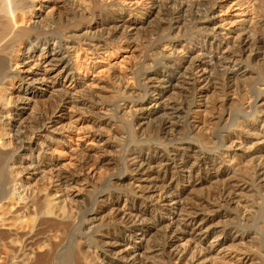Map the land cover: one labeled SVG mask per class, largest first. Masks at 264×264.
Listing matches in <instances>:
<instances>
[{
	"label": "bare ground",
	"instance_id": "bare-ground-1",
	"mask_svg": "<svg viewBox=\"0 0 264 264\" xmlns=\"http://www.w3.org/2000/svg\"><path fill=\"white\" fill-rule=\"evenodd\" d=\"M46 1L53 8L45 15L49 19L43 20L37 11L44 7L42 0H0V139H4L0 143V183L6 177L5 185L0 186V252L5 259L0 264H148L147 260L155 258L166 259L167 264H247L254 260L263 263L264 252L253 250L252 243L245 241L249 232L230 228V223L211 240L209 248H204L202 242L213 233L207 225L219 218L217 211H229L225 217L230 218L251 198L249 209L264 216V2L260 13L255 11L256 6L245 8L242 12L247 14L246 19L229 22L220 16L221 7L216 0L194 3L172 0L166 6L167 18L163 20L166 24L157 22L149 39L152 42L181 39V42L152 44L159 51L160 67L146 69L137 82V77L133 80V72L113 73L104 67L109 65L115 51L132 39L128 29L146 15L153 2ZM59 2L63 9L56 8ZM184 24L191 25L188 37L179 35ZM54 25L60 27L56 33L52 31ZM81 26L89 33L84 31V38H76L74 42L72 29ZM257 26L263 30L262 35L256 32ZM98 59L105 62L98 64ZM200 59L206 62L197 63ZM253 66L262 67V74L258 92L250 96L248 87L238 82L241 76L235 69L247 72ZM177 72L189 73L185 77L189 78V86L184 91H174L175 83L171 96L149 88L154 81L165 86L171 84V76ZM129 77L137 83L123 82V78ZM180 81H175L176 88L177 83L181 86L185 83V79ZM35 83L39 84L37 88ZM47 85L50 98L45 102L42 98L46 93L42 89ZM218 85L220 93H215ZM106 90L119 94V99L129 96H126L129 102L123 101L120 120L133 137L142 140L150 135L152 140L139 142L140 145L122 152L121 163L119 150L111 158L105 156L109 152L104 144L121 140L123 127L110 122V112L114 113L112 107L117 104L110 102L112 96L104 95ZM196 94L202 97L199 103L193 98ZM144 102L163 104L165 108L153 113L161 114L155 125L151 122L142 125L137 119L145 109ZM228 104L244 114L239 112L241 118L234 121V134L223 136L217 145L211 142L210 131L228 120L225 118L230 115ZM21 105L31 106L38 116L20 134L16 116ZM117 107L121 108L117 105L116 111ZM104 113L109 118L107 122L101 121ZM3 114L7 115L6 124ZM50 124L54 127L51 131L47 128ZM8 126L12 134L7 131ZM39 129L45 131L44 136L36 135ZM185 143L188 145L184 147ZM211 144L217 145L216 152L204 153L203 145L211 147ZM67 155L74 157L75 162L61 167L59 159ZM224 162L235 166L222 168ZM31 169L40 174L43 188L32 191L26 186L24 173ZM103 177L109 189L99 195L101 191L95 192L96 183L98 180L101 183ZM238 179L247 187H238ZM83 181L91 185L94 191L91 189L89 193L96 197L93 196V207L81 213L80 204L69 196V191H81L78 185ZM142 181L147 186H142ZM211 182L216 186L210 189L212 185H208L205 193L194 191L197 186ZM245 190L248 195H244ZM192 191L197 195L186 198ZM241 199H246L244 204ZM36 201L43 204L40 213ZM173 208L169 221L156 219L157 212L164 214ZM7 210L14 221L5 216ZM250 210L247 213L251 215ZM27 214L32 215L29 225L23 219ZM238 220L248 219L242 216ZM66 224L78 231L73 244H79V249L76 251L75 247L67 255L70 263L63 262V245L54 239L57 230ZM54 226H57L55 233L51 229ZM153 229L160 234L161 242L150 246L148 238L142 243L140 240ZM97 233L100 237L95 238ZM220 237L229 238L228 246L235 256L213 259L212 247Z\"/></svg>",
	"mask_w": 264,
	"mask_h": 264
},
{
	"label": "rangeland",
	"instance_id": "rangeland-1",
	"mask_svg": "<svg viewBox=\"0 0 264 264\" xmlns=\"http://www.w3.org/2000/svg\"><path fill=\"white\" fill-rule=\"evenodd\" d=\"M144 1H146V0H144ZM171 1L172 0H156V1H153V0L150 1L149 0V2H153V5H150L149 8H147L148 10L146 11V15L144 17H142L140 21L137 20L138 23H136V25L134 27H130L128 29V35L130 34L129 37H132V39H130L126 44H122L121 47L117 51H115V53L113 54V57H112L109 65L105 66L104 68H107L108 67L109 68V71H111V72L113 71V73L114 72L117 73L120 70H122L123 72L125 71L126 73H129V72L132 73L133 72L132 73L133 74V77H134L133 80L136 81V77H137V82L140 79V75L146 69H149V68H152L153 67L154 70H156V69L158 70V68L160 67L159 66L160 65L159 63L161 62V60H160L161 58L159 59L160 56L157 55V54H159V51H155L154 50V46L155 45H159V46L161 45V46H163L162 44H170V43L171 44H176L178 41L181 40V39H175V40H172V42L171 41H169V42L168 41H162V42L159 41L158 42V40H156L155 42H152V41H150L151 39H149L150 36H151L150 35V32L152 34V32L154 31V29L156 28L157 22H160V23H162L164 25L166 24V22L163 21V20H166V18H167V15H166L167 14V12H166L167 7L166 6L172 4ZM191 1L194 3V2H197L199 0H191ZM201 1H204V0H201ZM263 2H264V0H216L217 6H220L221 7L219 9V10H221V12H220L221 15L220 16L222 18H228V21L229 22L241 21V20L246 19L247 14H245V13L242 12L245 8H248V10H249L250 7L253 8L254 6H256L257 9H255V11H258L260 13V11L262 9L261 6H262ZM42 4H44V7L41 10H37V11H38L39 14H41V18L43 20L49 19L47 16L45 17V15H46L47 12H49V10L52 11L53 5L52 6L51 5L49 6L48 1H46V0H42ZM36 7L39 8V6H36ZM56 8L63 9L62 3L59 2L57 4V7ZM159 8L161 9L160 10L161 12H159V14H158V9ZM256 14H257V12H256ZM256 14H254L252 16H256ZM161 19H162V22H161ZM124 20L126 21V25H128V21H127L128 18L126 16L124 17ZM255 21H258V19L256 17H255ZM183 26L185 28L184 27L181 28L182 31L180 30L179 35H181V36L183 35V36H186V37L190 36L191 25H189V24L185 25L184 24ZM57 27H59V25ZM57 27H55V25H54L53 26V29L54 28L55 29L52 30V31L55 32V33H56V31L58 32L59 29H60V27H59V29ZM77 28H73L72 29L71 36H72V38L75 36L74 37L75 40L73 39L74 42L76 41V38L77 39H79V38L80 39H83L84 38V35H86V33H84V31L87 32V30H85L83 26H81L78 29ZM256 32L258 33V35H262L263 34V30L259 26L256 27ZM87 33H89V32H87ZM134 38H135V40H134ZM149 43H150V45H149ZM158 43H160V44H158ZM150 47H152V48H150ZM162 49H163V47H162ZM197 49L200 50L201 47H198ZM153 51H155V52H153ZM155 55H156V57H155ZM103 62H105L103 59H101V60L98 59V61H97L98 64H103ZM196 62L197 63L198 62L199 63L200 62L201 63H204L206 61L204 59H200V60H196ZM104 65H106V64H104ZM154 66H155V68H154ZM253 68L252 69H248L247 72H246V70L245 71H242L243 69H240V70L235 69V73L238 76H241V78L238 80V82H240V85L242 84V86L248 87L246 89H247V91H249L248 93H249L250 96L255 95L258 92V89L257 88H259V85H260L259 84L260 83V80L259 79L261 78V74H262V67H260V66L259 67L253 66ZM208 69H209V67H208ZM178 74H179V76H178ZM184 74L185 75H182L181 73H178V72L175 73V74H173L171 76V82H172L171 84L172 85L169 84V85L165 86L164 84H159L156 81H154V82H152V83L149 84V88L150 89H158V90L164 91L165 92V94H164L165 96H167V95H170L171 96V93L172 92H170V91H172L171 89H173V85H174L173 83H175L174 91L175 90H176V92L177 91L178 92L184 91V89H186L189 86V84H187L188 81H189V78L188 79L185 78L187 76L189 77V73L186 72ZM217 75L218 74L215 73V77H217ZM182 76H184V78ZM130 77L133 78L132 76H130ZM130 77H129V79H124L123 78V82H127L128 84L137 83V82H134L132 79L130 80ZM176 77H179V78H176ZM182 79H183V81L185 79V83L183 82V86H181V85H179V83H177L178 87L176 88V82L175 81H178L179 82L181 80L180 82H182ZM129 80L132 83L129 82ZM34 85H33L34 88H37L39 84L35 83ZM30 88H32V87H30ZM49 89H50V86L49 85L43 87V89H42V92L46 93V94H44V96L42 98V100H44L45 102L47 100L49 101V99H48L49 93H50L49 92ZM181 89H183V90H181ZM215 89H216L215 90L216 91L215 93H220L219 92V90H220L219 89V85H218V87L216 86ZM57 90L59 91L60 89H57ZM57 90H55L56 93H58ZM32 91H33V89L30 90V92H32ZM106 91L107 92H103V93H104L105 96H112V99H111L112 101L110 100V102L112 103V105L117 104L119 107H121L120 109H118V107H117L118 111H120V112L116 111V109H115L117 105L115 106V108L112 107L113 108L112 110L114 111V113L113 112H110V114H111L110 116L111 117L110 116L109 117L112 118V119H110L111 120L110 122L114 123L115 125L117 124V126H120V127H122L121 125H123V127L121 128L122 130H120V131H122L121 132V137H119V138H121V140L117 138V141L119 140V142H117L116 140H114V141H108V144H104L105 147L107 148V152H109L108 155L106 154L105 156H106V158H111V156H112L111 154H113V152L115 154L116 151L119 150L120 152L118 154L120 155V157H119V155H117V157H119L118 160L121 163V158H122L123 153H124L125 150L127 151L128 148L130 149V148H132L134 146L140 145L141 143L143 144L144 141L146 143V141L148 139H149L148 141H152V140H151L150 135L148 137H143L142 140L141 139H138L136 137H133L132 131H130V129L125 128L126 125L123 124L125 122H123V120H120L121 119L120 117L122 115L121 109L124 108V106L122 104L124 102H129V100H127V97H126L128 95L123 96V97H121L119 99V97H120L119 94H118V96H119L118 97V96H116V93H114V94L112 93L111 94L110 92H108V90H106ZM166 93H168V94H166ZM113 95H114V98H113ZM198 95L196 94V96L194 95V97H193L194 100H196L197 103H199L201 101V99H202V97L201 98L200 97L198 98ZM116 97H117V99H115ZM157 101L159 102V100H157ZM165 102H167V100ZM170 103H172V102L169 101V104ZM144 104H145L144 105L145 106V109L146 108L147 109L146 110L144 109L142 115L137 116V119L140 121V124H142V125H146L147 126V124H145L146 122H151L150 123L151 125H155L156 124L155 121L156 120L157 121L159 120L158 118L161 117L160 116L161 114H159V113L158 114H153V113L154 112H160V111H162L163 110L162 108H164L163 104H160V106L159 105H156L155 106L154 103H152V102H144ZM109 105H110V108H111V104L110 103H109ZM200 106L203 107L202 104H200ZM30 107L31 106H29V105H21L19 107V110L20 111L17 113V116H16L17 119H18V123L16 124V127H19L20 128V131H19L20 134L22 132H24L25 129H28L29 125L31 126L34 123V118H37V116H38V112H36V110L34 111V109L32 110ZM232 107H233V110H232ZM232 107L229 104L226 106L227 110H229L227 112L230 114L229 116H227V115L225 116V118L228 117V120L226 122L223 121L224 123L221 122L220 125L215 126L213 129H211L212 131H210V133H212V136H211V142L212 143H215L216 142V144L218 145V142H221L222 141L223 136H227L228 134L230 135V132H231V134H234V133H232L233 127L235 126V125L233 126V123H234V121L236 122V120H238L239 118H241L240 116L242 114H244V113L239 108L237 109L234 106H232ZM203 109L204 108H201V110H203ZM236 109L237 110H240V111H237ZM166 110H168V109L166 108ZM230 111L231 112L234 111V112H232L233 114ZM263 111H264V109H263ZM239 112H241L242 114H240ZM238 113L240 115H238ZM146 114H148V115H146ZM3 115H2V117H5V124H6V121L8 120L7 119V115H5V114H3ZM158 115L160 117H157ZM237 115H238V117H235ZM104 116L102 117L103 119H101V121L102 122H107L109 120V118H108L107 115H105V113H104ZM113 116L116 119H114ZM232 118H235V120L234 119L232 120ZM236 118H238V119H236ZM125 119L126 118H124V120ZM229 119H231V121ZM4 127L6 128L7 126L5 125ZM153 127H151V128L154 129ZM47 128L49 129V131H51V130H53L54 127H52V124H50V125H48ZM151 128H150V130H152ZM7 131L10 132L11 134L13 133V131L10 128V126H8V130ZM120 131H119V133H120ZM128 131H129V133H128ZM44 134H45V131L43 129L36 130V135L37 136L42 137V135L44 136ZM122 135H123V137H122ZM102 137H103V139H106V136L105 135H102ZM243 137L244 138L245 137L248 138V140H254V137H248L246 135H243ZM129 138L132 139V140L130 141ZM2 139L3 138L0 139L1 140L0 143H2L4 141V139L3 140ZM139 142H141V143H139ZM153 142H150V143H152L151 145H153ZM117 145H119V146L117 147ZM128 145H132V146H128ZM187 145L188 144L185 143V145H183V146L185 147ZM217 145L215 146V145L211 144V147H210V145H207L208 147L206 145L205 146L203 145V148H202V149H204L203 152L204 153L206 152L208 154H214L216 152V149H218L217 148ZM112 146L113 147L115 146V148L114 149L111 148ZM124 146H125L126 149L124 148ZM249 146H251V145H249ZM215 147H216V149H215ZM23 161H28V160L27 159H24ZM59 161H60L61 167H67V166H69L68 164L70 162H75V158L67 155L65 158H60ZM244 163H245V161L241 164V166H243ZM221 166H222V168L232 169L233 166H235V164L234 163H229V162H224ZM24 174H25L24 175V178H26L28 180V184H26V186L27 187H30V189L32 191L34 189H36V188L41 189V188L44 187L45 184L41 181L40 174H38L37 171H33L31 169V170L25 172ZM237 174L238 175L241 174V171H238ZM11 175L13 176V174H11ZM5 179H6V177H4V179L1 181L0 186H4L5 185V182H6ZM104 179H106V178L103 177V181H102L103 184H102V182L101 183L99 182L100 180H98L99 183L98 182L96 183V185H97L96 186V190H95L96 194H98L101 191L99 193V195H100L102 193V191L104 192V190L109 189L108 184H107V181H105ZM238 180L240 181V182H238V187H240L241 189L244 188V187H247V185L244 183V181H241V179H238ZM234 181H237V180L234 179ZM99 184H101V185H99ZM140 184L142 186L143 185L144 186H147V183L145 181L144 182L143 181L140 182ZM215 184L213 185L212 182H211V184L210 183L201 184V185L197 186L194 191L196 193L198 192L197 194H200V192L201 193L202 192L205 193L209 189V186L212 185L210 187V189H211L214 186H216ZM123 185H124L125 188H127V185L128 184H127V182H125ZM90 187H91V185H89L87 181H83V182H81V184L79 183V185H78V188H80V190L82 189L81 191L77 192L79 190L77 188H76L77 190L73 189V190H70L69 191V196L72 197V198H74L75 200H77V203L80 204L78 207H79L81 213H84L85 211H87V210H89L90 208L93 207L94 197H96L95 196L96 194L94 195V193H89V191L90 192L94 191ZM0 189H1V187H0ZM91 189H92V191H91ZM196 189H198L199 191L198 190L196 191ZM97 190H98V192H97ZM195 192L194 193H193V191H192V193L189 192V196H186V198L187 197L194 196L196 194ZM243 193H244V195H248V192H246V190L243 191ZM241 200H242L241 203L244 204L243 202L246 199H241ZM250 200H251V198H248L247 199L248 206H247V204L246 205H243L244 208H240L242 211L239 210V211L235 212V214L234 213H231L230 218L229 217H225V214L229 213V211H225V210L217 211L216 214H217V216H219V218H217V220H215L214 222H211L210 224L207 225V226H209L208 227L209 228V231L211 233L212 232L213 233L211 234V236L209 237L208 240L202 242V246L204 248H209L210 247L209 245H210L211 240H213V238L218 235L219 231H221V229L227 224L226 225L227 227H229V226H230V228L237 227L238 229L244 230L246 233L249 232L248 234H250V235L247 238H245V241L247 240L246 242L248 244L249 243L250 244L252 243L251 245L254 246L253 247V250H256V249L258 250L259 249L260 252H264V216H260L257 213L255 214L254 212H253L254 213V215H253L252 209L251 210L249 209ZM35 206H37L36 207L37 208V212L40 213L42 211V209H43V204L41 202H39V201H36ZM246 206H247V208H246ZM245 210H246V213H245ZM249 210L251 211V215H250V213H247V212H249ZM174 211H175L174 208L170 212H167V213L164 212V214H162L159 211V212L156 213L155 217H156L157 220L169 221V217L174 214ZM4 213H5V216L9 220L12 219L14 221V218H12L11 216H9L10 214H7L8 213V210L5 211ZM211 215H212V217H214L213 214H211ZM242 216H245L246 217V220L248 219L247 222L246 221H243L242 222V221L238 220V219H242ZM31 217H32V215L27 214L26 217L23 218V219H25L24 222H26V224H28V223L30 224L31 223V220H30ZM229 223H230V225L228 226ZM70 226L71 225L66 224L63 227H60L61 228V229H59L60 230L59 231L60 233L58 232V230L56 228L57 226L56 227L54 226L53 228H51L52 230H54L53 233H55L56 230H57L56 233H58L57 234L58 235L57 236L58 239H57V237H55L54 239L57 240L60 244L62 243L61 246L63 245L62 248H61V253L63 252L62 253L63 254L62 257H64V258L62 260H63L64 263H66V262H69L70 263V258L68 259L67 258V255L69 257L70 252H73L74 249H75V247H76V251H77V249H79V246H78L79 244H77L76 246L73 244V242H74L73 241V238H75V236H76V234H77L78 231L73 226H71V227ZM74 229H75V231H74ZM97 237H100L98 233L95 234V238H97ZM137 237L138 236H135V238H137ZM148 238H149V241H150L149 242V245L150 246H154L155 244H159L161 242V240H160V234L158 232H156L155 229H153L150 232V234L145 239L140 240V241L142 243H145L146 240H148ZM227 238L220 237V238H218L217 242L213 245V247H212V251H213L212 252L213 253L212 256H213V259L216 258V257L218 258V257H221V256H225V255L228 256L229 254H231V252L233 251V249H231L229 247L230 246L229 238L228 239ZM133 240H136V239H133ZM138 243L139 242H136L135 244L138 245ZM236 243H238V242L236 241L235 244ZM237 245H239V243ZM92 246H94V244H92ZM64 254H66V255H64ZM153 255H155V254H149V256H153ZM72 256H73V254H72ZM72 256H71V261L73 260ZM230 256L232 257V256H235V255L234 254H231ZM236 258L238 259V257H235V259ZM0 259H1L0 261H4L5 260L4 259L3 252H0ZM250 259H253V256H250ZM166 262H167L166 259H164V260H161L160 259L159 260V258H155L152 261L147 260V263L148 264H167ZM208 263L205 262L204 264H208ZM247 264H260V262L258 260H254L252 262L248 261ZM261 264H264V262L261 263Z\"/></svg>",
	"mask_w": 264,
	"mask_h": 264
}]
</instances>
